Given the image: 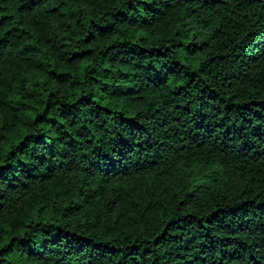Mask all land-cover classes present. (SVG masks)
<instances>
[{
	"label": "trees",
	"instance_id": "1",
	"mask_svg": "<svg viewBox=\"0 0 264 264\" xmlns=\"http://www.w3.org/2000/svg\"><path fill=\"white\" fill-rule=\"evenodd\" d=\"M0 264H264V0H0Z\"/></svg>",
	"mask_w": 264,
	"mask_h": 264
}]
</instances>
